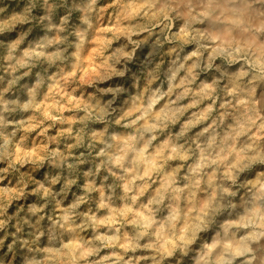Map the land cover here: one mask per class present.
<instances>
[{
    "label": "clouds",
    "instance_id": "1",
    "mask_svg": "<svg viewBox=\"0 0 264 264\" xmlns=\"http://www.w3.org/2000/svg\"><path fill=\"white\" fill-rule=\"evenodd\" d=\"M0 264H264V0H0Z\"/></svg>",
    "mask_w": 264,
    "mask_h": 264
}]
</instances>
